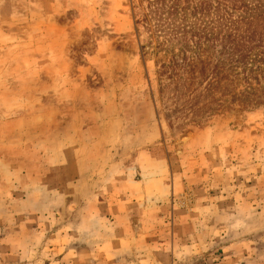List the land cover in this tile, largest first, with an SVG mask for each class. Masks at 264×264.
Listing matches in <instances>:
<instances>
[{
  "label": "rangeland",
  "instance_id": "obj_1",
  "mask_svg": "<svg viewBox=\"0 0 264 264\" xmlns=\"http://www.w3.org/2000/svg\"><path fill=\"white\" fill-rule=\"evenodd\" d=\"M146 6L0 0V264H264V91L178 129Z\"/></svg>",
  "mask_w": 264,
  "mask_h": 264
},
{
  "label": "trees",
  "instance_id": "obj_2",
  "mask_svg": "<svg viewBox=\"0 0 264 264\" xmlns=\"http://www.w3.org/2000/svg\"><path fill=\"white\" fill-rule=\"evenodd\" d=\"M145 9L136 25L170 55L157 75L159 103L172 107L159 115L183 119L180 129L202 125L233 92L252 107L263 103L264 0H147Z\"/></svg>",
  "mask_w": 264,
  "mask_h": 264
}]
</instances>
